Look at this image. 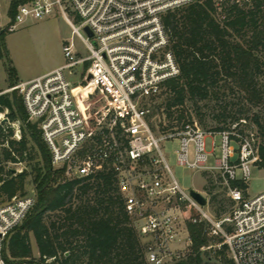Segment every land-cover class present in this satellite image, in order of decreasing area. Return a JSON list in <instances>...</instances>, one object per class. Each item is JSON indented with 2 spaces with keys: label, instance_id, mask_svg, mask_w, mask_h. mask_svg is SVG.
I'll return each instance as SVG.
<instances>
[{
  "label": "built area",
  "instance_id": "1",
  "mask_svg": "<svg viewBox=\"0 0 264 264\" xmlns=\"http://www.w3.org/2000/svg\"><path fill=\"white\" fill-rule=\"evenodd\" d=\"M12 1L8 0L7 12ZM210 1L219 21L233 7L250 10L257 3L264 5V0ZM195 2L24 0L13 19L6 12L0 34L13 33L30 20L59 14L71 36L62 42V65L6 89L0 84V97L17 92L22 98L28 122L40 130L54 170H62L68 179L92 183L101 175L113 176L124 210L145 242L149 264L179 259L193 245L190 236L181 237L180 229L187 222L205 224L207 236L221 241L217 248L227 247L234 264H264V192L245 197L231 186L236 181L248 185L251 180L252 169L260 161L257 133L241 130L237 124L223 131L205 130L195 120L159 136L151 128L146 102L159 97L165 83L180 75L164 17ZM3 60L0 50V65ZM96 98L102 107L85 114L83 107ZM6 114H0V127L4 129L6 121L13 130L11 140L20 141V122H10ZM172 139L179 142L175 154L180 166L220 175L231 201L227 212L216 216L207 199L201 206L180 186L160 146ZM34 204V196L28 195L15 196L0 206V264H30L8 262L4 244ZM192 211L195 216H190Z\"/></svg>",
  "mask_w": 264,
  "mask_h": 264
},
{
  "label": "trees",
  "instance_id": "2",
  "mask_svg": "<svg viewBox=\"0 0 264 264\" xmlns=\"http://www.w3.org/2000/svg\"><path fill=\"white\" fill-rule=\"evenodd\" d=\"M23 1L11 2L7 12L11 19ZM164 25L180 68V75L165 83L167 97L163 107L170 121L168 129H173L174 121L180 129L192 121L184 112L174 116V110L187 101L197 105L208 99L217 100L221 103L220 111L213 115V120L218 124L223 122V126L215 131L229 129L234 124L245 130L248 123L252 124L260 139V161L256 166L264 169V5L257 3L250 10L233 7L219 21L210 0H196L167 14ZM4 35L0 34V50L6 59L9 55ZM9 71L12 87L18 84L14 82L17 77L13 68ZM226 93L237 96L241 102L237 106L227 103ZM161 108H153L150 119ZM5 111L10 122H20L22 136L20 141L7 142L0 163L21 162L25 163V169L14 175L11 169L0 165V194L7 201L15 196L24 197L28 176L35 187L33 208L5 241V259L30 264H149L145 242L124 210L113 176L101 175L93 183L66 178L62 170L53 169L41 132L37 125L28 122L17 92L0 97V114ZM200 124L204 125L202 119ZM151 128L154 130L152 124ZM11 135L9 127L8 132L0 127L2 139ZM231 186L248 196V185L236 181ZM216 201L217 196L213 195L210 203ZM225 212L213 211L218 217ZM195 215L194 211L190 213ZM206 230L205 224L190 225L193 252L173 264H234L226 246L202 251L211 240ZM32 237L39 253L37 261L33 257Z\"/></svg>",
  "mask_w": 264,
  "mask_h": 264
},
{
  "label": "rangeland",
  "instance_id": "3",
  "mask_svg": "<svg viewBox=\"0 0 264 264\" xmlns=\"http://www.w3.org/2000/svg\"><path fill=\"white\" fill-rule=\"evenodd\" d=\"M8 0H0V24L6 22V12ZM71 36V29L68 24L63 20L59 15H52L40 20H30L26 24L18 27V29L13 33H6L4 35L5 46L8 50V58L3 60L0 65V84L2 89H6L12 85V80L10 77V67L13 68L16 72L17 80L14 82L26 81L31 78L43 75L56 67H59L64 63V55L62 52V40L69 39ZM77 47L83 50L82 44L79 39L75 40ZM10 61V63H9ZM226 102L231 103V105L237 106L240 99L232 96L229 93H226ZM166 90L162 92L159 97L148 100L146 103L152 110L155 107H162L160 110L155 111L152 118L150 119L151 124L154 127V133L159 136L163 133L174 132L180 130V126L177 125V122L174 121L171 124L174 125L173 129H168L170 121L166 116V110L163 107L166 101ZM224 98V99H225ZM222 102V101H221ZM220 102L217 100H205L198 102L197 105H194L191 101H187L183 107L175 109V117L179 112H184L185 115H190L192 120L198 122V124L205 130H215L216 127H222L223 122L219 123L213 120V115H216L220 110ZM103 103L101 101L87 102L83 107V112L89 114L95 108L102 107ZM198 108L199 115H196V109ZM6 112V111H5ZM4 112V113H5ZM5 116V119L7 118ZM200 119L203 120L204 125L200 124ZM3 124V128L8 132V125ZM10 128V127H9ZM2 129V130H4ZM11 129V128H10ZM166 129V130H165ZM246 132H256V128L248 123L244 128ZM4 130V131H5ZM12 130V129H11ZM13 135V130H12ZM12 135L10 137H12ZM11 138L2 139L0 136V158L4 157V149L7 147V142ZM216 142L219 144V139H216ZM208 150L211 148V140L207 139ZM161 150L164 157L174 175L175 179L179 182L180 186L187 191H196L203 195L210 203V200L213 195L217 196V201L210 203V210L215 212L220 210L223 212L230 208V201L226 195L220 175L217 172H193L185 167L180 166L176 161L175 151L179 147L178 139H172L160 143ZM213 163V160H210V164ZM1 166L6 169H11L14 175L18 174L16 170H24L25 163L21 166H14L12 162H1ZM30 171L29 168H27ZM15 171V172H14ZM5 173V172H4ZM7 176L4 174L3 178ZM214 185V188L211 186ZM248 195L254 197L260 193L264 192V169H259L257 166H254L252 169V177L248 184ZM20 194V193H18ZM21 195V194H20ZM25 196L35 195V187L32 183V177L28 176L24 183L23 194ZM7 198L5 195L0 194V206L7 203ZM222 202H225L224 204ZM190 225L191 223L187 222L182 225L180 232L182 238H187L190 236ZM209 239V238H208ZM209 246L213 245L212 250H217V244H220V240L212 241L209 240ZM31 245L33 249L34 260L37 261L39 257L38 249L35 243L34 238H31ZM183 247V246H182ZM205 249L202 251H206ZM193 252V246L183 250V255L181 258L169 260L166 264H173L174 261L180 259H185L187 256L191 255Z\"/></svg>",
  "mask_w": 264,
  "mask_h": 264
},
{
  "label": "water",
  "instance_id": "4",
  "mask_svg": "<svg viewBox=\"0 0 264 264\" xmlns=\"http://www.w3.org/2000/svg\"><path fill=\"white\" fill-rule=\"evenodd\" d=\"M86 31H87L88 35L91 37L92 34L87 29H86ZM190 195L199 205L205 206L207 204L206 198L203 195H201L199 192L192 190V191H190Z\"/></svg>",
  "mask_w": 264,
  "mask_h": 264
},
{
  "label": "crops",
  "instance_id": "5",
  "mask_svg": "<svg viewBox=\"0 0 264 264\" xmlns=\"http://www.w3.org/2000/svg\"><path fill=\"white\" fill-rule=\"evenodd\" d=\"M65 39H63L62 40V42L64 41ZM57 68V67H56ZM55 68V69H56ZM54 70V69H53ZM52 71V70H51ZM50 72V71H49ZM48 73V72H47ZM46 74V73H45ZM44 75V74H43ZM40 76H42V75H40ZM40 76H37V77H40ZM37 77H35V78H37ZM32 79H34V78H31V79H28V80H26V81H30V80H32ZM26 81H21V82H26ZM215 155H217V153H215ZM211 160H213V159H211Z\"/></svg>",
  "mask_w": 264,
  "mask_h": 264
},
{
  "label": "bare ground",
  "instance_id": "6",
  "mask_svg": "<svg viewBox=\"0 0 264 264\" xmlns=\"http://www.w3.org/2000/svg\"><path fill=\"white\" fill-rule=\"evenodd\" d=\"M0 117H2V116H0Z\"/></svg>",
  "mask_w": 264,
  "mask_h": 264
}]
</instances>
